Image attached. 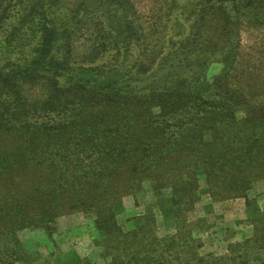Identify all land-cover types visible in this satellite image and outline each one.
I'll return each mask as SVG.
<instances>
[{
  "label": "trees",
  "instance_id": "obj_1",
  "mask_svg": "<svg viewBox=\"0 0 264 264\" xmlns=\"http://www.w3.org/2000/svg\"><path fill=\"white\" fill-rule=\"evenodd\" d=\"M198 4L161 56L134 0H0V264H32L20 233L53 235L75 212L95 218L103 264H222L187 229L202 194L245 201L253 237L233 262L264 264V210L250 196L264 181V47L254 61L241 53L244 30L264 34V0ZM134 47L144 60L131 66ZM110 50L119 59L99 64ZM146 189L175 234L157 233L152 208L135 229L119 225Z\"/></svg>",
  "mask_w": 264,
  "mask_h": 264
},
{
  "label": "rangeland",
  "instance_id": "obj_2",
  "mask_svg": "<svg viewBox=\"0 0 264 264\" xmlns=\"http://www.w3.org/2000/svg\"><path fill=\"white\" fill-rule=\"evenodd\" d=\"M134 2L147 30L157 25L158 33L150 38L154 42L161 39L163 45L161 56H167L176 42L190 33L196 19L195 14H199L198 10L202 6L198 4L199 0H134ZM208 27L209 24L204 30H208ZM86 30V39L90 36L92 39L95 27H87ZM242 37V60L254 61L253 57L256 58L258 55L256 52H260L264 47V34L246 29ZM86 39H81L75 44L77 51L85 50V44H89ZM131 53V66L136 59L144 60L142 50L134 47ZM118 59L117 51L110 50L98 63L112 65ZM223 68V65L216 62L210 64L209 72L216 76ZM204 186L205 184L201 182V188ZM262 194H264V181L257 182L250 192L251 197L259 195L256 207L264 210ZM148 208H152L155 213L157 233L160 236L175 234L174 223L164 220L156 207V199L149 189L134 199L127 198L124 207L117 214V221L125 231H131L137 226L136 218L146 214ZM248 218V210L243 199L213 202L206 194H202L201 200L186 216L189 224L187 229L196 241V245L200 246L198 252L201 256H205L206 260L215 257L224 258L222 264H234L233 258L241 255L240 247L238 249L235 247L253 237V227L247 221ZM94 219L84 213L75 212L71 216L59 219L53 235L40 228L27 229L20 233V239L27 252L32 255V264H79V259H89L94 263L103 264L100 260L101 248L97 246L100 234ZM249 264H253V261H249Z\"/></svg>",
  "mask_w": 264,
  "mask_h": 264
}]
</instances>
